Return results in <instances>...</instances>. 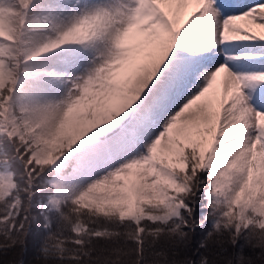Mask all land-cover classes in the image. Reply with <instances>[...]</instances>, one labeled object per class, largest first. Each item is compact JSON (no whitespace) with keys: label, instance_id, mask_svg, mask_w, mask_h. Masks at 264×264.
Masks as SVG:
<instances>
[{"label":"snow or ice","instance_id":"obj_1","mask_svg":"<svg viewBox=\"0 0 264 264\" xmlns=\"http://www.w3.org/2000/svg\"><path fill=\"white\" fill-rule=\"evenodd\" d=\"M0 257L264 264V0L0 3Z\"/></svg>","mask_w":264,"mask_h":264},{"label":"bare ground","instance_id":"obj_2","mask_svg":"<svg viewBox=\"0 0 264 264\" xmlns=\"http://www.w3.org/2000/svg\"><path fill=\"white\" fill-rule=\"evenodd\" d=\"M0 3H2V4L5 5V6H12L13 3H14V0H0ZM71 4H73V0H66V5H67L68 7H70ZM48 96H49V97L56 98V97L59 96V94H58V91H57V90H54V91H50V92L48 93Z\"/></svg>","mask_w":264,"mask_h":264},{"label":"trees","instance_id":"obj_3","mask_svg":"<svg viewBox=\"0 0 264 264\" xmlns=\"http://www.w3.org/2000/svg\"><path fill=\"white\" fill-rule=\"evenodd\" d=\"M199 211H200V210L198 209V214H199ZM197 232H199V230H197ZM36 239H38V237H37ZM36 239H31V238H30V245H29L30 254H31L32 249L35 247ZM194 241H195V236H194ZM192 247H193V248L195 247V242H193ZM246 251H247V250H246ZM189 254H191V249H189ZM0 259H2V257H0Z\"/></svg>","mask_w":264,"mask_h":264},{"label":"rangeland","instance_id":"obj_4","mask_svg":"<svg viewBox=\"0 0 264 264\" xmlns=\"http://www.w3.org/2000/svg\"><path fill=\"white\" fill-rule=\"evenodd\" d=\"M73 3H75V0H73ZM57 91H58V94H60V93H59V90H57Z\"/></svg>","mask_w":264,"mask_h":264}]
</instances>
